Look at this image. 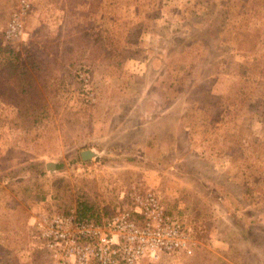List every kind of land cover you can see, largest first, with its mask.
<instances>
[{"label": "rangeland", "instance_id": "374dc122", "mask_svg": "<svg viewBox=\"0 0 264 264\" xmlns=\"http://www.w3.org/2000/svg\"><path fill=\"white\" fill-rule=\"evenodd\" d=\"M17 13L22 34L7 39ZM0 46L1 92L34 104L2 110L7 264H51L25 233L29 202L79 215L83 199L103 220L134 185L197 241L140 264H264V0H0ZM14 63L33 83L22 95ZM85 149L101 155L78 159Z\"/></svg>", "mask_w": 264, "mask_h": 264}, {"label": "built area", "instance_id": "2783aa9c", "mask_svg": "<svg viewBox=\"0 0 264 264\" xmlns=\"http://www.w3.org/2000/svg\"><path fill=\"white\" fill-rule=\"evenodd\" d=\"M28 7L23 5L19 13ZM19 13L8 24L7 39L22 34ZM124 201L99 221L81 218L76 211L44 209L36 213L34 223L54 264H140L147 258L157 261L163 256L193 254L197 241L191 228L171 215L153 190L134 185L125 193Z\"/></svg>", "mask_w": 264, "mask_h": 264}, {"label": "trees", "instance_id": "16d2710c", "mask_svg": "<svg viewBox=\"0 0 264 264\" xmlns=\"http://www.w3.org/2000/svg\"><path fill=\"white\" fill-rule=\"evenodd\" d=\"M0 48H1V46H0ZM18 67V68H17ZM22 67V68H21ZM21 67H19L18 65H16L15 63H14V67H13V69H15V71H18V73L19 74H23V75H25L26 76V80H25V84H23V85H21V86H19V85H17L18 83H21V82H19V79L20 78H18L17 80V82L18 83H16V84H14L13 85V89H12V93L13 92H17V93H19V94H23V93H26L27 91H28V89L29 88H27V86H25L26 84L29 86V87H31L32 86V81H30V77H29V75H26V73H24V69H23V67L24 66H21ZM20 68V70H18ZM22 83H24V81H22ZM1 87H2V85L0 84V89H1ZM7 95L8 94H6L5 92L3 93V92H1V90H0V107H1V101L2 100H6V99H8L7 98ZM23 98V97H22ZM24 99V98H23ZM11 103L13 104V106H15L17 109H18V112H19V115H20V117H23V115H25V114H27L28 113V111L31 109V108H28V107H31V106H33L34 104H31V106H26V105H24L23 103H22V101L21 100H17V99H11ZM25 106H26V110L24 111V109H25ZM78 159H81V157L79 156V158ZM73 163H75V162H73ZM33 167L34 168H37V171L35 172V174L36 175H39V174H43L44 173V171L41 169V166H40V164L38 163V164H35V165H33ZM42 170V171H41ZM42 198L44 199L45 197L44 196H42ZM77 211H78V213H79V217H81V218H93V219H95V220H100L99 218H98V215H97V209H95V207H94V205L93 204H91L89 201H84L83 199H79V201L77 202ZM34 224V227H35V230H33V233L34 232H36V235H38L43 241L41 242V245H42V247H43V249H46V250H48L49 251V249L47 248V246H46V242H45V240L43 239V237L41 236V233H40V231L37 229V227H36V225H35V223H33ZM50 252V251H49ZM50 257H51V263L53 262V258H52V256H51V253H50ZM152 261V260H150V259H148L147 258V261ZM90 264H97V262L96 261H92Z\"/></svg>", "mask_w": 264, "mask_h": 264}, {"label": "crops", "instance_id": "0c3cea01", "mask_svg": "<svg viewBox=\"0 0 264 264\" xmlns=\"http://www.w3.org/2000/svg\"><path fill=\"white\" fill-rule=\"evenodd\" d=\"M1 68V67H0ZM12 101L11 100H9V99H6V100H2L1 101V107H0V122H1V120L3 119V118H5V116H7V114L6 113H4V111H2V110H4V109H6L7 108V105H13L12 103H11ZM6 107V108H5ZM13 110L14 111H11V112H13V115H9V117H11V118H13V117H15V116H17V114H18V111H17V108L15 107V106H13ZM12 135H13V133L10 131V133L8 132V133H4V134H2V133H0V150H4V146H6V145H4V143H3V140L5 139V138H7L8 136H10V137H12ZM47 165V164H46ZM42 202V201H41ZM41 202H40V206L39 205H37V204H39V203H36V202H29L30 204V206H31V210H32V213H38V212H40V211H42L43 209H39V208H41ZM7 212V211H6ZM31 215V214H30ZM110 216V215H109ZM108 216V217H109ZM29 218H30V221H28L29 223L30 222H32V218H33V221H34V217H32V216H29ZM33 224V223H32ZM27 232H25V233H27L28 234V232H33V231H31V229H30V227L28 226L27 227ZM37 243V242H36ZM36 243H34V241H33V243H32V240H30V244H31V246H29V248L31 249V252H34V250L36 249V252L38 251V250H40L39 249V247L36 245ZM35 244V245H34ZM35 246V247H34ZM6 248H8V245H7V243H4V241H0V250L2 251V253H3V255L1 254V259H0V264H7V260L4 258V254H5V251L4 250H2V249H5L6 250ZM41 248L43 249V247H42V245H41ZM48 251V250H47ZM49 252V251H48ZM23 255H24V253H22ZM147 260V259H146ZM23 263V264H25V262H26V260H25V257H22L21 258V254H19V256H17V263ZM33 264V263H32ZM51 264H54V261L51 263Z\"/></svg>", "mask_w": 264, "mask_h": 264}, {"label": "water", "instance_id": "95a60500", "mask_svg": "<svg viewBox=\"0 0 264 264\" xmlns=\"http://www.w3.org/2000/svg\"><path fill=\"white\" fill-rule=\"evenodd\" d=\"M99 155L101 154L95 149H85L81 151V158L83 161L94 160ZM46 166L50 172L57 170V164L55 162H47Z\"/></svg>", "mask_w": 264, "mask_h": 264}]
</instances>
